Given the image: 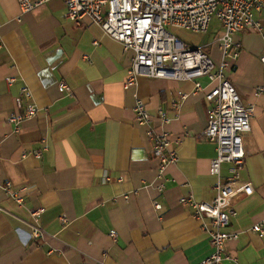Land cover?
Listing matches in <instances>:
<instances>
[{
    "label": "crops",
    "instance_id": "crops-1",
    "mask_svg": "<svg viewBox=\"0 0 264 264\" xmlns=\"http://www.w3.org/2000/svg\"><path fill=\"white\" fill-rule=\"evenodd\" d=\"M67 11L64 0L26 13L18 0H0V264L200 263L213 252L212 221L180 199L213 203L216 184L234 175L228 162L220 176L211 173L217 146L204 135L209 77L140 76L126 87L134 52L89 18L77 24ZM259 20L261 31L234 35L240 55L225 69L243 102L256 109L238 170L254 192L231 200L236 214L228 230L238 238L228 249L236 260L223 264H264V234L252 230L264 219V93L256 94L264 83V12ZM218 23L202 46L217 64L223 59ZM8 76L16 81L8 84ZM62 80L70 90L61 89ZM196 82L205 89L195 91ZM24 86L40 110L16 132L9 117L20 112L15 97ZM137 98L147 103L149 124L136 119ZM162 111L170 123L162 122ZM149 126L167 130L178 153L162 174ZM34 226L41 228L36 239Z\"/></svg>",
    "mask_w": 264,
    "mask_h": 264
},
{
    "label": "built area",
    "instance_id": "built-area-1",
    "mask_svg": "<svg viewBox=\"0 0 264 264\" xmlns=\"http://www.w3.org/2000/svg\"><path fill=\"white\" fill-rule=\"evenodd\" d=\"M50 0H18L23 12H31ZM67 4V16L77 24L89 18L101 26L110 37L121 41L126 50H132L126 87L134 86L140 76L147 78H166L176 80H195L208 76L210 89L206 94L212 107L209 111L208 125L204 135L217 146V155L211 161V173L220 176L222 165L226 162L234 165V175L215 186L217 195L213 203L199 201L192 195L183 196L180 202L193 208L195 216L208 217L212 221L209 230L213 252L198 264H223L226 260H236L228 249V243L238 238V232L228 230L231 217L236 214L231 207V200L237 195H251L254 185L251 181L239 177L238 170L244 168L247 149L244 136L251 129V119L255 113L254 104H245L234 83L225 74L230 61L238 59L240 43L234 41V35L245 30L261 31L259 16L264 12V0H64ZM216 17L222 24L217 41L222 46L223 59L217 64L213 56L202 46H193L183 42L168 31L169 26H177L203 33L209 29ZM2 22L0 20V26ZM264 63V52L261 55ZM8 84L16 77L8 76ZM62 90H70L67 82H60ZM205 88L200 82L195 83V91ZM264 93V83L256 94ZM31 92L27 86L15 97L20 112L9 117L16 132L20 131L26 118L36 116L37 104L29 101ZM182 97H186L182 93ZM28 100V101H27ZM24 109V110H23ZM136 119L141 124L152 120L147 103L137 98L135 104ZM161 119L168 124L171 118L164 111ZM147 135L153 141V154L160 161V174L179 160L167 130L149 126ZM41 156V151L35 153ZM9 194L19 198L18 191L5 185ZM163 187H161V190ZM129 197L128 195L126 196ZM156 203V208H161ZM42 209L33 211L38 215ZM252 230L264 234V219L255 223ZM41 234L40 226L33 227V238ZM113 236L116 232L112 233ZM80 264H103L83 262Z\"/></svg>",
    "mask_w": 264,
    "mask_h": 264
},
{
    "label": "rangeland",
    "instance_id": "rangeland-1",
    "mask_svg": "<svg viewBox=\"0 0 264 264\" xmlns=\"http://www.w3.org/2000/svg\"><path fill=\"white\" fill-rule=\"evenodd\" d=\"M218 20L214 17L208 32L199 33L177 26H169L168 31L178 37L183 42L189 43L193 46H204L213 40L214 32L218 29Z\"/></svg>",
    "mask_w": 264,
    "mask_h": 264
}]
</instances>
